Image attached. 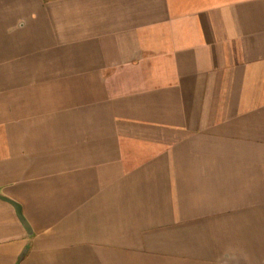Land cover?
I'll return each mask as SVG.
<instances>
[{"label":"crops","instance_id":"1","mask_svg":"<svg viewBox=\"0 0 264 264\" xmlns=\"http://www.w3.org/2000/svg\"><path fill=\"white\" fill-rule=\"evenodd\" d=\"M0 264H264V0H0Z\"/></svg>","mask_w":264,"mask_h":264},{"label":"trees","instance_id":"2","mask_svg":"<svg viewBox=\"0 0 264 264\" xmlns=\"http://www.w3.org/2000/svg\"><path fill=\"white\" fill-rule=\"evenodd\" d=\"M45 1H49V0H45Z\"/></svg>","mask_w":264,"mask_h":264}]
</instances>
